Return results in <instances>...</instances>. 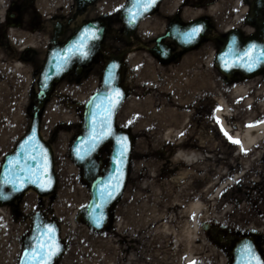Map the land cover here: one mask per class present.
Masks as SVG:
<instances>
[{
  "label": "rangeland",
  "instance_id": "1",
  "mask_svg": "<svg viewBox=\"0 0 264 264\" xmlns=\"http://www.w3.org/2000/svg\"><path fill=\"white\" fill-rule=\"evenodd\" d=\"M68 8L66 6L65 11ZM107 47L120 50L121 42L106 37L104 49ZM43 57L42 54L34 55L32 67L25 72L26 78L13 80L25 87V93L17 119H11L14 122L5 130L6 134L0 136V163L4 154L27 131L32 114L29 106L34 101L37 69ZM130 63L134 82L125 85L128 97L117 114L116 124L132 133L134 146L126 187L122 198L110 210L109 224L102 231L92 232L76 218L78 209L88 202L89 190L80 168L69 155L70 143L80 131L83 105L101 78L104 61L98 57L80 75L70 73L58 83L54 88L57 91H53L41 112L40 132L54 152L56 188L49 196L40 197L33 191L23 194L12 205L0 207V264L16 255L36 209H42L48 218L58 221L62 236L75 240L80 247L86 246L82 240L94 245L113 239L112 230L116 238L139 245L144 264H175V252L182 253V243L174 248L172 240L160 244L152 230L154 223L142 225L137 215L141 204L151 200L152 180L155 184H163L164 194L185 199V203L191 201L189 192H195L206 202L214 186L228 184L209 203V214L201 215L197 222L203 243L197 238L194 240L195 264H230V249L237 239L254 235V232L264 236V188L259 187L264 183V150L256 158L238 151L230 136L232 131H224L213 116L205 118L201 111L204 104L215 110L216 98L221 97L236 119L241 114L258 112L264 102V81L258 84L255 82L259 78L241 81L244 89L232 92L227 84L220 82L210 53L192 52L165 66L146 55H136ZM16 88L22 91L21 87ZM228 121L234 123L232 119ZM167 129H174L178 143L166 141L164 132ZM213 133L219 134V142L213 140ZM178 148L194 149L199 153L190 174H183L188 165L175 157ZM109 152V144L100 150L98 158L102 166L106 165ZM68 166L75 170L72 177H68ZM67 193L68 198L65 197ZM204 223L209 226L207 230L202 227ZM90 255L99 256V253L95 251Z\"/></svg>",
  "mask_w": 264,
  "mask_h": 264
},
{
  "label": "flooded vegetation",
  "instance_id": "2",
  "mask_svg": "<svg viewBox=\"0 0 264 264\" xmlns=\"http://www.w3.org/2000/svg\"><path fill=\"white\" fill-rule=\"evenodd\" d=\"M85 2L86 0H0V55L3 64L19 60L29 62L28 67H32V57L39 49L45 55L51 47L63 45L76 32L82 20L101 21L107 26L105 38L121 40L120 51L113 47H107L105 51L102 44L92 63L98 57L105 62L111 52H121L122 81L126 86L134 82V75L130 73V70H134L130 67V62L136 55H146L165 66L192 52L213 55L224 45L229 34L243 40H261L264 0H89L84 5ZM66 6L69 7L67 11ZM137 17H140L138 26L128 36L125 22L136 20ZM197 24L202 25L198 39L195 42H185L183 36H187L188 30L191 32ZM32 40L34 44H31ZM160 51L167 56L162 57ZM40 67L41 65L37 71ZM86 68L81 67V72ZM76 69L77 65H73L72 72L75 73ZM256 78L260 79L256 84L264 81V69L253 78H247L241 72H234L231 76L219 73L220 82L230 88L241 81L250 82ZM201 111L207 118L209 115L213 116L214 108L204 104ZM213 134V140L219 142V134ZM259 187L264 188V183ZM29 236L30 227L23 237ZM110 236L113 239L109 240L112 245L108 246V251L112 253L108 256V262H103L102 256L90 255L95 251L102 253L100 247L90 244L91 242L80 247L75 240L63 236L65 249L52 261L37 256H22L24 248L30 249L33 246L32 240L22 238L16 255L1 264H140L142 256L139 245L116 238L112 230ZM254 239L264 257V236L256 233ZM115 248L118 250L115 251Z\"/></svg>",
  "mask_w": 264,
  "mask_h": 264
},
{
  "label": "water",
  "instance_id": "3",
  "mask_svg": "<svg viewBox=\"0 0 264 264\" xmlns=\"http://www.w3.org/2000/svg\"><path fill=\"white\" fill-rule=\"evenodd\" d=\"M136 25L137 20L127 23L128 32H132ZM193 28L200 31L201 25ZM104 31L105 26L100 22L84 23L64 46L49 51L39 75V92L34 95L37 100L36 111L31 116L26 133L18 140L13 151L4 156L0 166V204L11 203L28 189L40 195L54 191L56 176L53 151L40 134L38 112L53 84L66 75L72 63L80 65L90 62L101 45ZM199 31L191 38L188 34L183 36V40L195 41ZM260 34L262 41L248 42L230 34L214 56L218 69L225 75L235 70L249 77L258 74L264 68V22ZM162 56L166 55L162 52ZM121 65L117 56L111 57L105 64L100 87L84 105L80 133L70 146V157L82 169L90 194L88 203L80 208L77 216L96 231L108 223L110 207L123 193L133 146L132 136L126 130L115 127L116 113L126 96L120 84ZM107 143H111L108 164L99 173L100 161L95 157ZM32 225L33 247L23 252V256L49 259L62 252L64 245L59 240L55 221H49L37 212L32 217ZM232 255L231 264H263V257L250 237L238 240Z\"/></svg>",
  "mask_w": 264,
  "mask_h": 264
},
{
  "label": "bare ground",
  "instance_id": "4",
  "mask_svg": "<svg viewBox=\"0 0 264 264\" xmlns=\"http://www.w3.org/2000/svg\"><path fill=\"white\" fill-rule=\"evenodd\" d=\"M34 38L36 39V37ZM41 39H43V37H41ZM31 42V44H34V40ZM37 54H43L42 50L39 49ZM29 65V62H19V60H12L3 64L0 55V72L3 74L0 75V136L6 134L7 131L5 130L14 122L11 119H17L15 117L17 111L22 106L25 87L19 86L14 83L13 80H16L17 77L26 78L25 72L28 70ZM185 84L188 83L186 82ZM16 87H21L22 91ZM187 88H189V86H187ZM231 89L232 92H235L243 90L244 86L238 84L234 85ZM56 91L57 90H54V93ZM244 95H246V91ZM246 98L247 97H244L245 100H250L249 97ZM216 102L218 108L214 112V117L218 120L220 127L224 130L233 131V141L236 143L237 150L248 156L252 154L255 158L260 156L264 150V102L261 104L260 111L248 115L241 114L237 119L229 113L226 100L218 97L216 98ZM168 118L169 117H167L166 120H168ZM228 118L234 120V123H230ZM161 126L162 125H159V127ZM173 130L174 129H167L164 132L166 141L178 143L175 138L177 134L175 132L173 133ZM65 137L66 136L64 135L63 138ZM63 138L61 140H63ZM175 157L188 165V169L186 172L184 170L183 174H190V168L193 167L198 159L199 153L194 149L182 150L178 148L175 152ZM68 169V177H72L75 170L72 166H68ZM67 178H65L66 181ZM212 184L213 183H211L208 189L212 187ZM227 185L228 184H218L217 186H214L211 197H209V195L206 196V202H204L198 195H195V192H189L191 201L185 203V199L181 200L178 197H171L167 193L164 194L163 184H155L152 180L149 186L151 187V200L147 204L142 203L139 212H137L140 224L145 225L149 222L154 223L152 230L156 232L154 234L159 238L158 241L160 244L172 240L171 243L174 248L178 243H182V253L180 254L178 250L175 252V264H190L195 260L194 251L196 250V245L194 240L197 238L203 243L197 222L200 220L201 215L205 217L209 214V203L213 201V199L216 198L219 193L227 187ZM26 193H33V191L28 190ZM67 195L68 193L64 196L67 197ZM65 197L64 201H66ZM176 209L177 211L175 212ZM125 236L128 237L129 235ZM81 242L89 244L88 240H82ZM131 242L135 245L137 244L134 241ZM159 243L157 242V244ZM94 245H100L98 247L102 250V253L99 254L102 256L101 260L103 262L110 261L108 256L112 252L109 253L108 246H111L112 244L109 243V241H101L95 242ZM128 261H130V255ZM140 264H144V261L141 260Z\"/></svg>",
  "mask_w": 264,
  "mask_h": 264
},
{
  "label": "snow or ice",
  "instance_id": "5",
  "mask_svg": "<svg viewBox=\"0 0 264 264\" xmlns=\"http://www.w3.org/2000/svg\"><path fill=\"white\" fill-rule=\"evenodd\" d=\"M149 7L151 5H148ZM199 31V29L197 28H193L192 31L190 33H188L189 37L191 38L192 36H194L197 32ZM262 55H264V52H262ZM54 254V253H53ZM191 264H195V262H191Z\"/></svg>",
  "mask_w": 264,
  "mask_h": 264
}]
</instances>
